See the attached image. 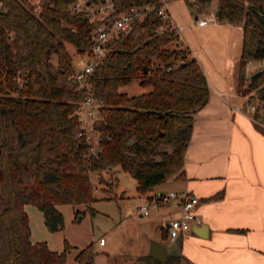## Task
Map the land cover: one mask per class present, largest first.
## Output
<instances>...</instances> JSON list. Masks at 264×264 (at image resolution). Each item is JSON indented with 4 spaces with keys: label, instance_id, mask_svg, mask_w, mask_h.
Instances as JSON below:
<instances>
[{
    "label": "trees",
    "instance_id": "trees-1",
    "mask_svg": "<svg viewBox=\"0 0 264 264\" xmlns=\"http://www.w3.org/2000/svg\"><path fill=\"white\" fill-rule=\"evenodd\" d=\"M145 1L116 0L118 11ZM71 2L40 0L36 10L30 0H0V264H66L68 245L57 252L45 242L31 241L24 207H37L50 232L63 229L60 204H84L94 215L91 173L109 190L116 186L120 168L137 181L139 194L183 178L193 116L209 97L197 60L169 22L151 13L114 38L87 77L92 93L103 102L93 123L98 149L91 154L87 141L77 135L76 109L85 93L72 81L75 67L66 44L84 54L93 25L69 11ZM210 2L188 4L199 13ZM217 10V21L242 25L237 92H254L247 102L255 105L251 113L257 119L264 67L247 85L241 76L246 61H264V0H217ZM134 81L146 91L128 95L124 89ZM82 213L77 210L75 220ZM92 245L78 250L76 264H94ZM141 260L131 264H180L172 255L165 262L149 254Z\"/></svg>",
    "mask_w": 264,
    "mask_h": 264
},
{
    "label": "crops",
    "instance_id": "crops-1",
    "mask_svg": "<svg viewBox=\"0 0 264 264\" xmlns=\"http://www.w3.org/2000/svg\"><path fill=\"white\" fill-rule=\"evenodd\" d=\"M184 11L181 26L173 21L181 43L206 77L209 97L193 116L184 176L167 181L176 185L171 192L188 193L198 199V223L192 222L188 230L171 240L163 225L179 216V201L160 204L155 207V225L170 246L163 245L164 240L157 242L165 247L167 255L178 256L180 264H264V99L258 102L259 117L253 119L246 109L247 96L237 92L243 28L219 21L199 26L196 19L204 17L186 7ZM248 80L244 79L245 85ZM160 193L165 192L158 184L153 196L142 195L150 203ZM216 194L221 197L208 200ZM27 206L33 205L24 209L29 208L43 226V216L39 220L40 215ZM139 216L144 215L139 211ZM28 218L30 239L38 242ZM45 242L52 250L49 240ZM104 245L105 241L100 246Z\"/></svg>",
    "mask_w": 264,
    "mask_h": 264
},
{
    "label": "rangeland",
    "instance_id": "rangeland-1",
    "mask_svg": "<svg viewBox=\"0 0 264 264\" xmlns=\"http://www.w3.org/2000/svg\"><path fill=\"white\" fill-rule=\"evenodd\" d=\"M30 1L34 4L36 10H38L37 5L40 0ZM189 1L170 0L168 4L169 14L178 26L184 23L185 7L193 14H199L201 17H205L207 13H214L217 7V0H211L203 11L196 13L195 9L188 4ZM177 17H180L182 22ZM66 47L71 55L72 65L76 69L80 68L86 56L78 55L75 48L70 44H66ZM262 66H264V61L262 62ZM250 76L251 72L245 73V79H249ZM124 91L128 95H136L146 91V89L140 88L137 82L134 81ZM252 93L254 95V92ZM252 93L246 95L247 98ZM253 102L258 103L255 99H253ZM162 149L170 150L168 146H163ZM90 179L94 187L93 194L96 198V201L91 204V207L95 210V214L91 215L84 204L78 206L60 204L57 206V209L64 218L63 229L58 232H50L44 224L43 226H39L40 221H37L36 216L29 212L27 210L29 208H27L25 212L30 217L35 229L33 234L38 237V239L34 240H38V242H45L46 239L49 240V246L53 248V251L57 252H62L65 246L68 245L66 264H76V253L89 243L93 244L92 247L95 253L94 264H131L138 261L140 257L142 260L147 258L152 242L164 240L163 242L161 241L163 245L167 246V248L170 246L167 240L162 239L160 229L155 225V207L150 206L148 215L139 216V208L143 205L148 206L150 203L146 201V196L137 192V181L133 177L124 170L117 168L114 175L116 186L113 187V184L109 185L108 187H111L109 190L102 189L103 185L99 183V175L97 173H91ZM160 187L165 193L176 190V185L170 181L160 184ZM154 192L155 186L147 192V195L153 196ZM109 196L116 198L106 199ZM154 198L155 196L151 199ZM27 207L34 209L35 213H37L36 215H40L38 218L40 220L42 213L37 207ZM77 210L83 213L81 219L77 218L75 220ZM41 223H43L42 220ZM100 238L104 239V246L99 245ZM145 263L149 264L148 261Z\"/></svg>",
    "mask_w": 264,
    "mask_h": 264
},
{
    "label": "built area",
    "instance_id": "built-area-1",
    "mask_svg": "<svg viewBox=\"0 0 264 264\" xmlns=\"http://www.w3.org/2000/svg\"><path fill=\"white\" fill-rule=\"evenodd\" d=\"M168 2L169 0H147L139 5H128L122 11H118L116 0H72L69 5L71 13L84 15L93 25L90 38L91 46L82 54L86 56V59L82 62L80 68H75L72 75V81L76 84L77 89L85 93L83 100L76 109V115L80 122V130L77 135L87 141L91 154H95L98 149V136L93 123L97 118L98 110L103 106V102L92 93L87 81L88 75L106 55L108 46L114 38L128 32L134 23L142 21L151 13L155 12L163 20H167L170 28L174 29L179 37V30L167 9ZM216 21L217 16L215 13H207L204 18L196 19L199 26H205ZM159 29H164V26ZM252 62L253 65L251 66ZM261 67L260 60H248L244 67V75L247 72L252 73L254 70L261 69ZM246 109L253 112L255 105L247 102ZM173 199L179 201L180 214L163 225L171 240L176 239L181 233L188 230L192 222H196L195 206L198 199L188 193L178 194L172 191L160 193L148 206L143 205L139 208L141 214L146 216L149 214L150 206L158 207L160 204L168 203ZM103 243L104 239L100 238L99 244Z\"/></svg>",
    "mask_w": 264,
    "mask_h": 264
},
{
    "label": "water",
    "instance_id": "water-1",
    "mask_svg": "<svg viewBox=\"0 0 264 264\" xmlns=\"http://www.w3.org/2000/svg\"><path fill=\"white\" fill-rule=\"evenodd\" d=\"M215 15L218 16V10L215 11ZM144 72H147V69L144 68ZM259 73H255L251 76V78H254L255 76H257ZM243 77V75L241 76ZM200 228V227H198ZM197 233V232H196ZM149 255L159 261V262H165L166 258H167V253H166V249L165 247L158 243V242H152L149 248Z\"/></svg>",
    "mask_w": 264,
    "mask_h": 264
}]
</instances>
